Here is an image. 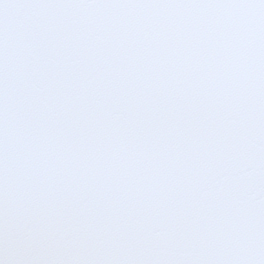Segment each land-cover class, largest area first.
Instances as JSON below:
<instances>
[{"label":"snow or ice","instance_id":"6c2138e0","mask_svg":"<svg viewBox=\"0 0 264 264\" xmlns=\"http://www.w3.org/2000/svg\"><path fill=\"white\" fill-rule=\"evenodd\" d=\"M0 264H264V0H0Z\"/></svg>","mask_w":264,"mask_h":264}]
</instances>
